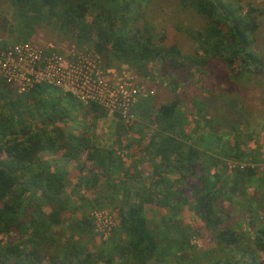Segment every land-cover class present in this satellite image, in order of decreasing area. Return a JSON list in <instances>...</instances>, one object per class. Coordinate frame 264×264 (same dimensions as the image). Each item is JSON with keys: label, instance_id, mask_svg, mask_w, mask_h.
<instances>
[{"label": "trees", "instance_id": "1", "mask_svg": "<svg viewBox=\"0 0 264 264\" xmlns=\"http://www.w3.org/2000/svg\"><path fill=\"white\" fill-rule=\"evenodd\" d=\"M135 1L10 0L15 24L11 28L16 43L26 42L41 20L55 23L78 46L96 35L93 47L105 69L121 63L143 71L142 62L158 61L169 65L179 80L177 70L182 65L176 60L180 52L174 46L159 47L150 34L129 35L126 30L134 20L131 6ZM113 2L120 4L117 16L110 10ZM181 3L206 21L193 37L202 54L196 60L198 65H205L210 74L209 64L216 60L234 77L248 76L264 84L257 7L242 0ZM94 7L99 11L88 23V12ZM163 73L170 74L166 68ZM0 92V264H264V224L251 238L239 223L232 222L230 209L222 207L224 201L235 204L234 198L247 196L246 190L253 188L241 205L254 204L256 209L249 208V212L263 210L264 214V174L251 167L228 171L221 166L227 160L241 162L247 154L244 144L228 134L240 129L244 114L224 101L221 93L193 95L196 117L192 111L190 120L181 111L185 102L179 95L152 112L146 105L136 109L137 116L149 121L153 130L144 149L152 159H159L151 183L137 188L131 186L135 176L124 167L118 139L114 147L100 148L86 137L64 135L57 126L75 120L72 109L86 108L97 119L107 116L105 109L96 104L83 106L70 95L42 84L18 94L0 80ZM117 120L118 138L124 123ZM83 152L96 172L80 181L96 187L95 198L85 200L87 207L91 211L107 208L117 219L111 237L100 240L92 250L81 238L83 234L94 236L92 216L86 218L84 212L73 209V199L66 193L70 173L61 165L76 161ZM169 168L179 175L180 184L173 190L166 177L171 175L166 171ZM99 181L101 190L96 186ZM149 205L162 212L160 225L149 226ZM186 210L192 220L197 218L210 231L213 248L203 255L195 254L190 245L191 233L181 218ZM71 231L75 238L65 237Z\"/></svg>", "mask_w": 264, "mask_h": 264}, {"label": "rangeland", "instance_id": "2", "mask_svg": "<svg viewBox=\"0 0 264 264\" xmlns=\"http://www.w3.org/2000/svg\"><path fill=\"white\" fill-rule=\"evenodd\" d=\"M242 3L254 5L260 13L258 20L261 27L258 39L261 47L264 48V0H242ZM131 7V15L134 20L126 28L129 35L146 36L150 34L157 46L163 48L174 46L180 52V57L175 58L182 65V68L177 70V74L180 75V79L184 80H177L176 73L171 72L172 69L169 65H163V63L158 61L142 62L143 71H136L128 64L113 63V66H111L113 68L129 67L132 69L148 91H152V94H149L141 101V105L138 104L139 106L137 105L134 108L135 120L129 124H125L121 120L124 123V129L118 132L117 138L115 137L118 124L117 118L107 114V116L97 119L90 115L86 108L72 109L70 114L75 120L63 124L58 123L59 129L63 131L64 135L86 137L91 143L96 144L100 148L114 147L117 144L116 139H118L120 153L125 162L124 167L127 170H132L133 176H135V180H131V186L137 188L148 186L151 183V178L153 177L155 166L159 163V159H152L144 149V146L149 143L153 130L149 127V121L143 120V118L140 119L137 116V110L144 108L142 106L146 105L147 111L149 109L152 112L169 98L179 95L185 102V104L181 105V111H183L186 119L190 120L192 118L188 117L190 112L193 111L196 117L193 108L195 98L193 95L202 93L203 96H206L210 92L221 93L224 101L232 103L234 110L244 114L245 119L240 129L229 131L228 134L231 137L238 138L240 144L241 142L244 144L242 148L245 152L247 154L250 153L246 154L241 162L225 161V164L221 165L222 168H226L228 171L238 168L243 171L245 168L251 167L257 170L259 174H264V84L259 85L248 76L236 75L234 77L216 60L211 61L209 64L210 74H208V69L205 65L200 66L197 64L196 60L200 59L202 54L199 52L193 37L196 32H200L205 27L206 21L193 9L182 6L181 0H136ZM110 10L114 16H117L120 11V4L113 2L110 5ZM13 11L10 0H0V44H14L17 42L16 34L13 33L11 28V26H15ZM98 11L97 7L89 10L86 19L88 23L93 20ZM97 40V36L93 35L91 41L87 44L93 47ZM25 41L39 45L52 44L55 46L63 42L74 43L75 40L64 34L55 23L52 22L50 24L46 20H41ZM165 68L170 74L163 73ZM210 89L213 91H210ZM1 103L2 101L0 100ZM63 105H65L64 101L62 102ZM227 110L228 113L231 112V109L227 108ZM129 126H131L130 129ZM191 127V125L188 126L187 132L190 131ZM136 144H139L138 148L135 147ZM61 165L70 173L66 193L71 195L73 199V202L71 201L73 209L79 213L84 212L86 218L89 215L92 216L94 227L91 226L90 229H93L94 236L90 234L81 236V238L90 243L89 247L92 250L100 244V240H108L116 229L117 219L115 212H111L107 208L91 211L87 207L85 200H93L95 198L96 194L92 192L96 190V187L94 189L88 184L87 186H85L86 184L81 185L80 181L82 177L89 178L92 173L96 172L94 171V164L88 160L85 152L81 153L76 161L63 162ZM166 171L171 172L172 170L169 168ZM166 177L171 182L172 190L179 186L180 183L177 182L178 174L171 172V175ZM98 185L100 190L103 189L101 181L96 186ZM252 192L253 188H248L246 190L247 196L234 198L235 204H229L228 201H224L222 204V207L226 209L225 211L230 209L232 222L234 224L239 223L251 238L254 237L256 229L264 224L263 210L249 212V208L254 209L257 206L253 204L244 208L241 205L248 201L247 199ZM43 210L48 212V208ZM94 212L106 215V227H102L104 221L99 224V227H102L100 229L104 230L103 232H105L106 236H104L102 231H97V220L94 217ZM162 215V212L156 206H147L146 217L150 227L160 225ZM68 216L69 214L66 217ZM191 216V212L186 210L184 217L181 218L184 219V223L189 227L188 231L191 233L189 240L193 252L200 256L213 248L211 234L197 218L192 220ZM109 226L110 231H106ZM90 229L89 232H92ZM74 235L75 232L71 231L65 237L75 238ZM62 240H64V237Z\"/></svg>", "mask_w": 264, "mask_h": 264}, {"label": "built area", "instance_id": "3", "mask_svg": "<svg viewBox=\"0 0 264 264\" xmlns=\"http://www.w3.org/2000/svg\"><path fill=\"white\" fill-rule=\"evenodd\" d=\"M0 80L13 86L18 94L40 84L51 86L83 105H99L125 124L135 120L134 108L152 94L129 67L105 69L93 47L73 42L55 46L33 42L0 44ZM94 217L97 231L106 236L100 229L106 227V215L94 212Z\"/></svg>", "mask_w": 264, "mask_h": 264}]
</instances>
